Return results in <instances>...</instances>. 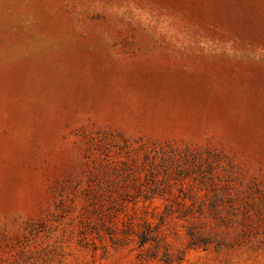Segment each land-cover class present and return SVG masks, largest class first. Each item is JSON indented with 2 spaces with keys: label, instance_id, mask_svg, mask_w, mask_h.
Returning a JSON list of instances; mask_svg holds the SVG:
<instances>
[{
  "label": "rangeland",
  "instance_id": "rangeland-1",
  "mask_svg": "<svg viewBox=\"0 0 264 264\" xmlns=\"http://www.w3.org/2000/svg\"><path fill=\"white\" fill-rule=\"evenodd\" d=\"M0 264H264V0H0Z\"/></svg>",
  "mask_w": 264,
  "mask_h": 264
}]
</instances>
